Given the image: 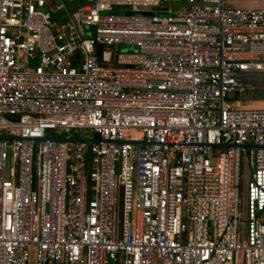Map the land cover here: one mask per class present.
<instances>
[{
	"label": "built area",
	"instance_id": "1",
	"mask_svg": "<svg viewBox=\"0 0 264 264\" xmlns=\"http://www.w3.org/2000/svg\"><path fill=\"white\" fill-rule=\"evenodd\" d=\"M262 3L0 0V264H264Z\"/></svg>",
	"mask_w": 264,
	"mask_h": 264
},
{
	"label": "rangeland",
	"instance_id": "2",
	"mask_svg": "<svg viewBox=\"0 0 264 264\" xmlns=\"http://www.w3.org/2000/svg\"><path fill=\"white\" fill-rule=\"evenodd\" d=\"M65 4V6L67 7V9H73L76 6L81 5L82 3H84L86 0H62ZM172 7H176V4H170ZM261 5L264 6V3H262ZM53 17L57 18V22H63L64 20L67 19V17L61 16L63 15V9H59V10H53L50 11ZM117 49V48H115ZM118 49L122 50L123 47L122 45L118 46ZM242 78H244V81L247 83H251L255 89L253 90H248L245 94L244 97L245 98H251L253 99V101L256 104L259 103H264V75H257V73L255 72H248V73H244L242 75ZM76 134L83 136V135H88V133L86 131H75ZM73 133V132H71ZM90 135V134H89ZM248 167H246V165L242 162L240 165V173H241V186L244 187L245 183H246V179L248 177Z\"/></svg>",
	"mask_w": 264,
	"mask_h": 264
},
{
	"label": "water",
	"instance_id": "3",
	"mask_svg": "<svg viewBox=\"0 0 264 264\" xmlns=\"http://www.w3.org/2000/svg\"><path fill=\"white\" fill-rule=\"evenodd\" d=\"M133 13V12H132ZM72 17H73V19H74V21L77 23L78 22V17H77V15L76 14H72ZM77 28H78V30L81 32V26L79 25V24H77ZM53 139V138H52ZM54 140H57V139H55L54 138ZM76 140H82V138H77ZM91 141H95V139H90Z\"/></svg>",
	"mask_w": 264,
	"mask_h": 264
}]
</instances>
